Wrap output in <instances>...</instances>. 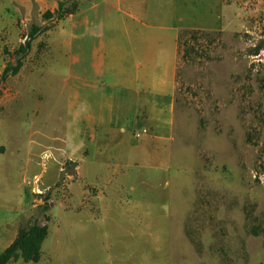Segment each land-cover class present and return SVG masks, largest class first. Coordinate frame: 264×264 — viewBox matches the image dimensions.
Returning <instances> with one entry per match:
<instances>
[{
  "label": "rangeland",
  "instance_id": "374dc122",
  "mask_svg": "<svg viewBox=\"0 0 264 264\" xmlns=\"http://www.w3.org/2000/svg\"><path fill=\"white\" fill-rule=\"evenodd\" d=\"M175 9L171 138L145 153L144 138L129 136L80 178L66 163L58 171L50 141L74 109L59 93L65 72L38 55L45 12L20 18L0 0V251L5 221L48 225L38 261L7 264H264V0H175ZM18 57L20 72L2 77ZM37 173L44 195L28 183ZM40 196L52 206H33Z\"/></svg>",
  "mask_w": 264,
  "mask_h": 264
},
{
  "label": "crops",
  "instance_id": "0c3cea01",
  "mask_svg": "<svg viewBox=\"0 0 264 264\" xmlns=\"http://www.w3.org/2000/svg\"><path fill=\"white\" fill-rule=\"evenodd\" d=\"M11 1L20 18L31 17L33 10L50 13L43 21L49 24L45 49L38 55L46 54L65 72L59 93L65 107L74 109V120L65 111L62 130L50 137L57 142L58 171L66 163L84 178L91 157L122 149L129 136L144 138L138 144L145 153L171 138L178 63L175 0H73L72 12L61 18L55 16L57 3L67 0ZM30 216L3 223V249Z\"/></svg>",
  "mask_w": 264,
  "mask_h": 264
},
{
  "label": "trees",
  "instance_id": "16d2710c",
  "mask_svg": "<svg viewBox=\"0 0 264 264\" xmlns=\"http://www.w3.org/2000/svg\"><path fill=\"white\" fill-rule=\"evenodd\" d=\"M75 4L71 3L70 7L66 6V2L58 1L57 9L55 10V16L61 18L65 12H72ZM46 17L50 16L49 12H45ZM38 30L37 27L33 26L28 34L30 39L34 37V34ZM30 39L26 40L23 44L19 45L15 50L18 55L24 53L30 46ZM17 58L15 65H8L2 71V77L7 72H11L13 75L17 74L22 66V62ZM261 152L264 155V141L261 146ZM48 233L47 223H38L37 221L28 223L26 226L18 229L15 238L12 242L0 251V264H7L10 261H16L21 259L24 263L36 262L39 260L41 255V244Z\"/></svg>",
  "mask_w": 264,
  "mask_h": 264
},
{
  "label": "built area",
  "instance_id": "2783aa9c",
  "mask_svg": "<svg viewBox=\"0 0 264 264\" xmlns=\"http://www.w3.org/2000/svg\"><path fill=\"white\" fill-rule=\"evenodd\" d=\"M20 23H24V20L23 19H21L20 20ZM30 39V36H29V34L26 32V33H24L23 34V36H22V38H21V42L22 43H24L26 40H29ZM61 170H63V169H61ZM68 178H70V175H65V178L64 179H62V181H61V183H60V186H61V188H63V186H65V184H66V179H68ZM40 179H41V175H40V173H37V174H34L33 176H32V178L28 181V183L29 184H31V191H32V193L35 195V196H39V195H44V192L46 191V190H49V186H46V187H43V188H41L40 187ZM45 203L46 204H48L49 206L51 205L50 204V202L48 201V199L46 200V198H44V197H36V198H34V201H33V205L34 206H36V205H45Z\"/></svg>",
  "mask_w": 264,
  "mask_h": 264
}]
</instances>
